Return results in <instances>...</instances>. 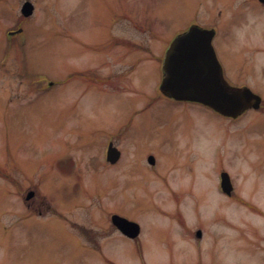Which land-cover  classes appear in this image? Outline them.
Returning <instances> with one entry per match:
<instances>
[{"label":"rangeland","instance_id":"obj_1","mask_svg":"<svg viewBox=\"0 0 264 264\" xmlns=\"http://www.w3.org/2000/svg\"><path fill=\"white\" fill-rule=\"evenodd\" d=\"M23 1L0 0V264H187L163 235L212 224L226 238L202 264H264L261 6L198 0L193 15L195 0H30L25 18ZM190 22L219 26L223 75L258 93V108L231 119L159 90L163 54ZM222 170L232 199L217 190ZM112 213L138 222L139 239Z\"/></svg>","mask_w":264,"mask_h":264},{"label":"water","instance_id":"obj_2","mask_svg":"<svg viewBox=\"0 0 264 264\" xmlns=\"http://www.w3.org/2000/svg\"><path fill=\"white\" fill-rule=\"evenodd\" d=\"M33 8V4L25 0L20 12L27 17ZM213 33L211 28L192 25L170 42L163 58L160 90L175 100L198 102L224 116L236 118L248 108H258L261 96L247 86L227 83L211 43ZM119 154V150L109 143L107 159L115 162ZM148 162L154 163L152 155ZM221 183L224 190L230 189L226 172H221ZM32 195L30 190L25 198ZM110 220L127 237L134 238L139 234L140 225L136 221L117 213L111 214Z\"/></svg>","mask_w":264,"mask_h":264},{"label":"flooded vegetation","instance_id":"obj_3","mask_svg":"<svg viewBox=\"0 0 264 264\" xmlns=\"http://www.w3.org/2000/svg\"><path fill=\"white\" fill-rule=\"evenodd\" d=\"M246 1H250L251 3H257L264 10V2L263 1H261V0H246ZM198 6H199V2H198V0H195L194 4L190 5V7L188 8V13L193 12V15L196 14L198 12ZM219 10H216V11H219ZM231 10H232V12H231L229 19L235 20L234 24L232 25V26H234L235 23L237 22V20L238 19L240 20L242 18L241 16L238 17L239 13L241 15L243 14V12H241L242 6L236 5L235 8L231 7ZM219 13L221 14V12H218V14ZM211 16H210V18H211ZM190 20H192V19H190ZM192 24H198V23H196V22L191 23L190 22V24L186 25L185 29H187ZM201 26L210 27L214 30L212 43H213L214 38L219 36L218 33L221 32L223 35V32L221 31V29H219V26H217L215 22L214 23L212 22L209 25L204 24ZM213 45H214V43H213ZM214 48H215V46H214ZM120 156H121V154H120ZM120 156H119V158H120ZM118 160L116 162H114L113 164H116L118 162ZM230 186L231 187H230L229 191H222L221 189L219 190L221 195H223L222 199H225V200H226V198L232 199L236 195L237 190H236L235 186L233 184ZM244 204H245L244 207L249 209V204L247 202ZM192 207L193 208L195 207L194 201H193ZM226 231H227V226H215L214 224H212L206 231H204L200 227H194V228L186 229L184 226L179 225V227L175 229V232H174L175 236H169L168 234H165V235H163L161 241L163 242V247L165 248V250L169 249L168 243L176 244L177 248H179L181 250H182V247H184L186 249V251L184 252L185 255L182 254V256L186 258L187 264H190L191 259H189V258H194V264H202V261L204 258H207V257L212 258L215 256L214 253H217V249H218V246H217L215 239L216 238H218V239L226 238ZM171 235H172V233H171ZM207 236L209 238H207ZM136 238L139 239V236H136L135 238H130V239L135 240ZM93 239H94L93 237L89 236V237H87L86 240L90 241ZM170 241H175V242H170ZM263 250H264V248H263ZM171 260H172V258H171ZM171 260L166 259V262L170 264ZM263 261H264V255H263Z\"/></svg>","mask_w":264,"mask_h":264}]
</instances>
